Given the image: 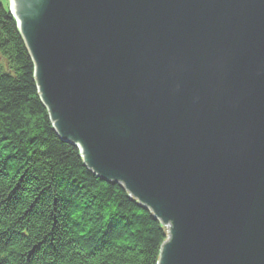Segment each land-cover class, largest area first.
Returning a JSON list of instances; mask_svg holds the SVG:
<instances>
[{"label": "water", "instance_id": "obj_1", "mask_svg": "<svg viewBox=\"0 0 264 264\" xmlns=\"http://www.w3.org/2000/svg\"><path fill=\"white\" fill-rule=\"evenodd\" d=\"M52 128L165 229L157 264H264V0H8Z\"/></svg>", "mask_w": 264, "mask_h": 264}, {"label": "trees", "instance_id": "obj_2", "mask_svg": "<svg viewBox=\"0 0 264 264\" xmlns=\"http://www.w3.org/2000/svg\"><path fill=\"white\" fill-rule=\"evenodd\" d=\"M0 4V264H157L165 229L54 132Z\"/></svg>", "mask_w": 264, "mask_h": 264}, {"label": "rangeland", "instance_id": "obj_3", "mask_svg": "<svg viewBox=\"0 0 264 264\" xmlns=\"http://www.w3.org/2000/svg\"><path fill=\"white\" fill-rule=\"evenodd\" d=\"M0 3L2 4L3 8L9 12V6H8V0H0Z\"/></svg>", "mask_w": 264, "mask_h": 264}, {"label": "bare ground", "instance_id": "obj_4", "mask_svg": "<svg viewBox=\"0 0 264 264\" xmlns=\"http://www.w3.org/2000/svg\"><path fill=\"white\" fill-rule=\"evenodd\" d=\"M1 4V3H0ZM2 5V4H1ZM3 7V6H2Z\"/></svg>", "mask_w": 264, "mask_h": 264}]
</instances>
